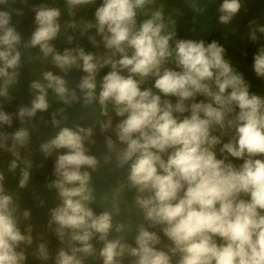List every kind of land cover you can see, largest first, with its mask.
<instances>
[{"label": "clouds", "instance_id": "9594fccd", "mask_svg": "<svg viewBox=\"0 0 264 264\" xmlns=\"http://www.w3.org/2000/svg\"><path fill=\"white\" fill-rule=\"evenodd\" d=\"M154 2L101 0L94 20L81 21L80 36L94 29L88 40L102 44L103 55L86 53L78 42L57 51L52 42L60 32V8H33L37 27L24 46L38 48L35 59L50 58L60 73L77 68L84 75L71 88L64 75L44 72L30 84V105L15 113L0 110V128H11L14 119L22 125L0 131V152L10 156L8 172L20 167L18 187L24 189L32 163L20 155L29 144L23 125L48 111L49 91L63 105L52 113L59 132L40 145L45 158L56 153L45 187L59 203L48 212V234L37 236L34 248L31 210L17 208L0 171V264H264V95L250 91L219 41L177 39L170 17L147 10ZM94 3L65 0L70 15ZM240 8V0H222L218 22L228 25ZM138 13L148 18L138 24ZM257 33L264 37V26H250L248 39L258 42ZM73 42L69 36L67 43ZM20 44L10 13L0 11L5 99L19 74ZM251 71L264 80V45L252 56ZM94 103L108 117L97 121L104 163L127 168L121 187L134 192V226L131 210L122 215L116 204L99 213L92 207V172L100 160L86 145L97 143L96 124L60 127L55 118L74 104ZM50 236L59 244L54 253Z\"/></svg>", "mask_w": 264, "mask_h": 264}, {"label": "trees", "instance_id": "16d2710c", "mask_svg": "<svg viewBox=\"0 0 264 264\" xmlns=\"http://www.w3.org/2000/svg\"><path fill=\"white\" fill-rule=\"evenodd\" d=\"M222 0H155L152 5L147 6V10H162L165 20L169 17L174 21L177 32V39L204 40L209 43L213 40L219 41L225 48V58L230 60L233 67L241 72L245 79L252 85L251 92L257 95H264V80H257L251 71L252 56L256 50L264 45V37H260L256 43L251 42L249 37L250 26L257 28L264 26V0H240L241 8L238 14L228 25H222L218 22L220 13L218 8ZM44 4L47 7H57L61 10L59 23L61 25L57 38L52 42L57 51L62 52L67 47H76L77 42L85 52L93 54H104L102 44L93 47L88 36H95V30L80 36L81 21H93L94 12L100 6L101 0H95L94 4L82 5L72 10L71 15L65 4V0H5L4 4H0V11H7L12 17V23L16 27V31L21 36V44L18 50L21 53L20 67L17 69L18 76L14 84L9 85V98L0 97V110L15 113L19 107L30 105L35 93L30 90V84L42 78V74L52 71L54 74L64 75L68 81V86L75 88L79 83L80 77L84 75L79 69H70L66 74L60 73L49 62H44L35 57L40 56L38 48H26L25 43L31 38L32 33L36 29L34 7ZM148 17L138 13L137 23L139 24ZM75 23V29L69 27ZM73 37V44L67 43V38ZM99 42V37H96ZM109 69H103L97 80L99 81ZM2 84V81H0ZM49 109L44 113L38 112L36 117L27 122L24 127L29 130V144L26 148L21 149L22 158L31 161L32 167L31 179L26 188L20 189L18 181L20 178V167L15 172L7 171V161L10 156L7 153L0 152V171L5 174L4 186L10 194L14 196V202L17 208L22 211L25 208L31 210L33 225V237L35 247V238L40 235L48 234L47 221L50 209L59 203L54 190L45 187L46 183L52 178V170L56 153L45 158L40 151V145L47 140L54 138L60 128H53L51 124L52 113L57 108L63 107L52 96L49 91ZM116 122L117 118L114 113H109ZM61 121L60 127L88 126L96 124L94 131L96 133L95 145H86L89 152L95 155L100 163L95 172H92V186L95 189L97 201L92 207L99 213L103 209L110 210L113 204L120 207L122 215L130 210L133 212L132 221L135 224L134 206L132 197L134 192L122 188L126 182L127 168H118L115 161L111 164H105L103 156L106 148L103 142V135L99 131L97 121H103L108 117L100 115V108L97 104H93L87 108L80 104H74L67 108L62 115L55 117ZM17 120H13L12 127H2L0 131L11 133L21 127ZM22 167V166H21ZM103 202V208L101 207ZM50 238V247L53 253L59 247L54 237ZM128 242H131L129 238ZM29 264H33L30 259Z\"/></svg>", "mask_w": 264, "mask_h": 264}, {"label": "rangeland", "instance_id": "374dc122", "mask_svg": "<svg viewBox=\"0 0 264 264\" xmlns=\"http://www.w3.org/2000/svg\"><path fill=\"white\" fill-rule=\"evenodd\" d=\"M44 113V112H43Z\"/></svg>", "mask_w": 264, "mask_h": 264}]
</instances>
